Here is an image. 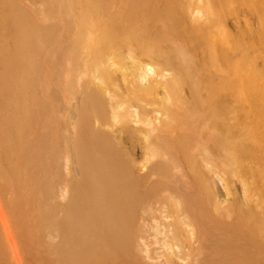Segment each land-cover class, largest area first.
Listing matches in <instances>:
<instances>
[{"label": "bare ground", "instance_id": "6f19581e", "mask_svg": "<svg viewBox=\"0 0 264 264\" xmlns=\"http://www.w3.org/2000/svg\"><path fill=\"white\" fill-rule=\"evenodd\" d=\"M51 4L47 101L23 23L0 54V264L24 205L51 264H264V0Z\"/></svg>", "mask_w": 264, "mask_h": 264}, {"label": "rangeland", "instance_id": "374dc122", "mask_svg": "<svg viewBox=\"0 0 264 264\" xmlns=\"http://www.w3.org/2000/svg\"><path fill=\"white\" fill-rule=\"evenodd\" d=\"M10 1H11L10 3L13 5L6 3L4 0H0V47L5 46L4 48L5 51L0 54L1 55L3 54L4 58H8L11 55H13V53L15 52L14 50L18 46H22V40L20 39L21 36L19 33L16 34L18 32L16 30L20 29L18 28L19 23H23L26 26V34L27 33L32 34L33 39H34V45H33L34 49L33 50H30V48L25 49V53L27 52L24 58L25 66L29 67V65L33 62L43 61L42 68L43 69L45 68V70L41 68V70L43 71L40 72V76L36 77L35 82L39 80L38 83H36V88L38 91V98L41 97L47 101L48 96L51 94L50 89H51V80H52L50 60H51L53 45H52V41L48 39L50 36L49 37L47 36L49 31L52 29V25H53V21H51L52 20L51 0H10ZM48 4L50 7L48 6ZM8 13H9V16H11L12 14V18L8 17ZM6 21L8 22L5 23ZM15 21L17 22L15 23ZM27 56L29 58H27ZM27 70L28 72L26 73V75L29 73V68ZM42 73L44 75H42ZM21 77H19L18 80H21ZM50 106L51 104H49V107ZM6 109L7 108H5V110ZM50 113H51V108L50 109L48 108L47 114L50 115ZM61 179L63 181L62 183H64L66 179V169L64 168V166H62ZM3 184L5 185L6 189L3 187ZM30 186L31 185L29 184L26 185V192L30 191V189L28 188ZM14 187H15L14 185L12 184L8 185L7 183H3L0 180V196L2 198V201L7 205L8 209H9L10 204H12L13 202L11 192L14 193V189H13ZM217 187H218V190L222 194L226 195L227 189L224 187L223 183L218 182ZM236 190L238 191L240 195L243 194L241 185L239 183H237L236 185ZM21 193H22V188L20 192L17 190L16 195L21 196ZM59 198L60 197H56V200H60ZM22 207H23V210H22L23 214L24 213L25 215L27 214L26 216H28L30 220V221L28 220L29 223H28V226L26 227V234L28 236V240L32 241L31 246H30V242L27 241L29 242V249H28V252H26V264H43V263L51 264L50 258H47V257L42 258L43 255H40L39 251L35 249L34 247H32V244L34 243L33 240L34 238H36L35 227L32 224L33 223L32 221L36 220V217L32 216L28 211H26V209L29 208L28 205H26V208H25V205ZM20 238H23V237H20ZM31 247L33 250H30Z\"/></svg>", "mask_w": 264, "mask_h": 264}]
</instances>
